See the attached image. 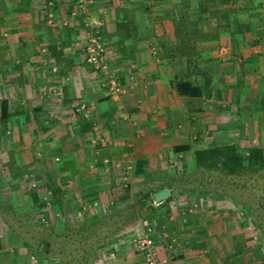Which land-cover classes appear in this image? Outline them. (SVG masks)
<instances>
[{"label":"crops","instance_id":"crops-1","mask_svg":"<svg viewBox=\"0 0 264 264\" xmlns=\"http://www.w3.org/2000/svg\"><path fill=\"white\" fill-rule=\"evenodd\" d=\"M49 1L57 6L53 25L46 18L45 6ZM70 7L73 9L69 0H0V90L3 92L0 99L8 97L11 102L12 94L23 92L27 86L37 90L38 98L32 102L26 104L23 99L15 102L29 107L30 111L35 109L38 121L49 125V131L39 135L41 138L49 137L57 143L66 140L71 145L64 159L68 167L65 178L58 171L54 177L64 199L74 196L71 191L80 186L82 175L85 181L102 175L104 186L118 184L122 188L123 167L129 159L134 166L139 161L146 163L145 174H132L129 192L134 177L149 184L153 176L157 178V174L163 173L165 179H162L166 181L162 184L167 186L172 181L168 172L173 156L184 155L174 153V147L190 145L193 134L203 136L205 128L211 131L219 128L224 118L215 112L217 108L238 106L239 102L244 109L252 103L263 106L264 98L259 99L257 93L245 95L241 86L264 94V58L259 56H264V47L251 46L248 38L236 50L231 39L226 38L220 51L226 47L234 53L228 57V65L230 69L240 66L244 83L235 81L233 73H227L223 76L233 82L230 84L228 80L226 87L215 84L210 98L180 97L171 87V81L175 76L187 74L186 58L162 49L160 43L173 30L169 33L166 20L155 18L156 13H168L169 7L148 11L139 2L111 4L110 0H96L90 15L104 20L100 41L115 77L126 90L123 97L114 100L103 85V76L86 63L82 52L72 47L84 37V31L80 24H73L75 19L70 14H65V9ZM65 17L70 19L67 27L62 22ZM239 84L236 92L239 98L234 102L231 91ZM81 102L95 104L91 117L74 114V108ZM28 110L16 114L22 116ZM40 178L43 182L39 180L32 187L44 186L40 199L46 196L53 199L54 189ZM85 194H81L78 202L85 198L87 201ZM102 194L106 195L100 192L98 201H87L89 208L99 210L105 200ZM170 203L154 201L153 206L163 210L161 216L153 219L157 234L163 230L170 233L167 242L156 243L159 254L170 258L169 264H264V243L256 245L251 241L252 231L244 226L243 221L248 218L243 213L242 216L226 213L222 219L213 218V211L208 210L204 217L194 213L197 207L194 204L179 217L170 210ZM47 212L53 213L51 204ZM142 220L138 221L140 230L135 227L125 235L143 236ZM121 238L114 244L116 251L111 257L102 256L96 264H146L144 256L134 250L133 238L128 242L127 238Z\"/></svg>","mask_w":264,"mask_h":264},{"label":"trees","instance_id":"trees-1","mask_svg":"<svg viewBox=\"0 0 264 264\" xmlns=\"http://www.w3.org/2000/svg\"><path fill=\"white\" fill-rule=\"evenodd\" d=\"M116 1L118 3L139 2V4L147 6L146 10L148 11H151V8H160L163 4L170 5L168 13L158 18L169 20L173 32L171 36L160 43V46L174 56L186 58L187 74L175 76L171 81V87L180 97L210 98L213 86L219 78L215 69L219 62L218 54L221 47L225 45L226 38H230L232 44L235 43L236 50H240L241 45L248 38L251 40V46L264 47V0H110V3L113 4ZM149 4L150 6H148ZM71 11V7L70 10L67 8L65 14L68 15ZM201 22L208 23L207 31L201 29L199 24ZM75 23L79 26L77 20L73 24ZM207 46L212 48L207 50ZM259 56L264 58L262 55ZM241 60L244 61L243 58ZM240 74L242 75V73ZM11 103L12 101L10 102L8 97L3 96L0 99V128H3L1 133H6L12 120L17 125L16 132L19 135L20 144L25 137L24 134L26 131L28 132V124L33 121L38 124L39 128L36 133L29 130L32 141H35L38 134L49 131V125L38 121L35 109L28 110L26 114L18 116L17 112L10 111ZM245 109H250V107L245 106ZM21 117H23L22 123L18 120ZM26 125L27 128H25ZM46 139L41 145L42 148H39V157L34 161L35 169L39 175L58 171L65 178V171L68 167L67 161L64 159L67 157V147L71 148V145L67 144L66 140L61 141L60 144L52 138ZM191 149L190 145H182L174 147L173 150L176 154H188ZM56 158H59L60 161L56 162ZM192 158L196 173L205 177L200 178L201 185H191L190 190L200 188L207 191L208 194V191L219 192L221 187H224L220 180L228 185L232 182L233 184L242 182L244 185L257 178L264 179V146L255 145L242 151H239L233 144L202 148L195 150ZM145 166L146 163L143 161L136 162L135 174L138 176L145 174ZM9 170L13 171L11 167ZM101 177L103 176L98 175L93 180L85 181L82 175L79 187L82 193H86L83 196L87 197L89 203L98 201L100 192L105 193L111 202L110 205L113 206L108 214L102 215L101 218L84 214L83 219L76 218L78 221L75 223L77 224L74 226L68 224L64 228L58 229L57 232L55 226H49L55 217L47 212V202L41 200L37 193L30 192L37 213L41 215L40 218H45L47 223L37 220L35 227L38 232L40 231V236L27 233V231L25 232L27 236H22L19 229H17L18 231L14 230L12 242L13 238L17 236L23 241V248L21 247L22 249L18 250L15 255L17 264H20L21 254L26 249L30 254L28 258L31 255L36 258L34 264H38L40 259L41 262L47 261L50 264H96L100 260V256L111 257V253L116 251L114 244L120 241L118 240L120 237L127 238V242L134 237V235H125V233L128 232L129 226L137 223V212H142L143 208L149 209L145 217L155 219L153 214L151 215L155 212L151 206L155 201L154 194L166 186L161 184L163 186L154 187V189L157 188L156 190L152 188L151 192L141 193L135 197V200H132L127 191L123 192L124 194L121 191L113 192V190H119L118 184L104 186L106 181ZM10 186L16 187L14 182L10 183ZM47 186L54 189L50 182L47 183ZM229 187L226 195L231 196L230 193L235 191L234 185ZM53 192L55 195L53 194V199L49 198V202L56 211L62 210L63 215L69 214L70 210H73L75 215L78 213L80 207L79 198L76 195L64 199L57 188ZM221 192H225V190H221ZM248 206L254 209L252 203H249ZM249 212L253 214L251 209ZM108 248L110 249L108 250ZM1 250L2 245L0 244V252ZM98 251L101 255L98 254ZM21 264H25V261Z\"/></svg>","mask_w":264,"mask_h":264},{"label":"rangeland","instance_id":"rangeland-1","mask_svg":"<svg viewBox=\"0 0 264 264\" xmlns=\"http://www.w3.org/2000/svg\"><path fill=\"white\" fill-rule=\"evenodd\" d=\"M166 7L170 8V5L163 4V6L160 8L166 9ZM161 15L162 14L156 13L155 18L158 19V17ZM165 23L167 24L165 25L167 27L166 30L171 33L172 26L170 21L166 20ZM199 24L201 26V29L206 31L209 29L208 23L201 22ZM206 48L208 50L212 47L207 46ZM233 56L234 53H231V50L226 47L225 49H222V51H220V53L218 54L219 62L217 61L218 66L215 67V69L216 72H218L219 81L216 80L215 84H219V86H221L220 84L222 83V85L226 87L227 84H229L228 80H230L228 77H225L227 73H233L232 78L235 79V81H241L240 66L238 68L230 69L228 65V57ZM231 81L232 80L229 81L230 84ZM242 82L243 81H241V84ZM241 84H239V86L234 85L235 87H233L231 91V94L234 96V102L239 98L237 97L236 92H238L237 90ZM241 89H245L244 92H242L245 95L257 93V97L259 99L264 98V94L258 91V89L251 92L250 90H247L245 88V85L241 86ZM224 90H227V88H224ZM2 93L3 92L0 90V96L2 95ZM226 93L228 92L225 91V94ZM15 94L18 95L16 96ZM12 95L13 97L11 98V101L14 102L13 105L16 104V106L11 107L12 113L17 112L19 114H22L25 112V110H28L29 107H22L15 101L23 99L26 101V104H28L33 101V98H36L38 96V92L37 90L34 91L32 87L27 86L25 87V90L23 92H15ZM225 98L227 97L225 96ZM239 103L238 106L237 104L233 106L229 105L231 106V108L229 106L223 109L217 108L218 112L216 110L215 112L219 114L220 118H224V121L220 124L221 126L213 131L205 128V132L202 133L203 136L198 135L196 132V134H193V136L189 139L190 146L192 148L191 152H188V154H184L182 158L179 156H173V161L171 162L172 168L168 172L172 176V181L170 182L171 184H167L168 187L166 186V188L172 189L174 196L171 195V197H169L166 201L171 202L169 204L170 210H172L173 213L177 214V216L179 214V217L181 216L182 212L187 211L188 208L194 204L197 205V207L194 208V213L198 212L204 217L207 216L206 212L208 210L213 211V218L222 219H224L223 216L224 214L226 215V213H240V215L243 213L244 216L246 215L248 218L244 219V226L248 227L252 231L251 241H253L257 245L259 242L264 243L263 178H257L252 182L246 183L244 185L242 182H234V184L232 182L230 185H228L220 180L224 187H221L219 192L208 191V194L206 193L207 191L200 188H196L193 190L189 189L191 185H201L202 182L200 183V178L205 177L201 176V174H199L198 172L196 173L194 165L195 163L192 162V157L195 150L201 148L222 147L228 144L235 145L239 149V151L255 145L264 146V107L262 108L258 105L253 106L254 104L252 103L253 105L251 104L250 110H247L240 107ZM222 110L225 112H221ZM18 120L22 123L23 118L21 117ZM38 127L39 126L35 121L28 124V132L25 130L26 133L24 134L25 137L23 136L24 138L22 144L19 143V135H17L16 132L17 125L13 123V120L9 123V129L6 130L5 134L1 133L3 131V128H0V244L2 245V254L0 255H4L3 259H0V264H17L15 255L18 250L23 248V241H21L20 237L17 236L16 238H13L15 242H12V235L14 233V230L19 229V232L22 234V236H27V234H25L26 231L27 233L40 236V231L38 232V229L35 227V225L37 224V220H41V215L37 213V210L33 205V199L30 192H34V190H37L35 192H37L38 195H42V193L45 192V188L44 186L43 188L32 187L33 184L41 180L40 177H42V179L46 180V183L50 182L54 189L57 186L54 179L56 174L54 172H48V174H45L43 176L39 175L37 170L35 169L34 161L39 157V148H42L41 145H43L44 141L47 140L45 137L41 138V136H39L40 134L37 135L35 141L31 140L29 130H33L36 133ZM25 128H27V125L25 126ZM194 137L197 138L195 139ZM200 139L203 140L200 141ZM10 167L13 169V171L9 170ZM159 168H161V166ZM164 175L165 174L160 173L157 174V178L153 176L154 180H152V182H150L149 184L147 183V181H145V179H138V177H134L133 184L130 189L131 192H129L128 189L127 194L132 200H135L136 196L140 195L141 193L148 192L152 188L154 189V187H158L164 181H166L162 179L165 177ZM12 182L15 183V188L10 186V183ZM114 185L116 186V184ZM231 185H234L233 188L235 191L234 193H230L231 196H228L226 194H228V191L230 189L229 186ZM118 189L119 190H113V192H125L123 188L118 187ZM221 190H225V192H221ZM71 192L72 195H76V197L79 196L78 198L81 197L82 192L80 191V187L75 188V191L73 190ZM241 197H243L244 199ZM102 199L105 200H103L104 203L99 206L98 211L89 208L88 202L85 201V199L84 201L82 200L81 202H78L80 207L78 213L80 214L77 213V216L75 215L73 210H70L69 214L63 215L64 213L62 214L61 209V211L57 212L53 207V213L51 212L50 214L54 215L55 218L52 219V224H49V226H55L57 228V232L58 229L60 230L68 224L70 226H74L75 224H77L75 222L78 221L76 218L83 219L84 214L86 216L89 214V216L93 215L101 218L102 215L108 214L109 210H111L110 208L113 207L110 205V202H108L107 195L102 194ZM249 203H252L254 205V209L248 206ZM151 206L153 207L154 203ZM155 208L153 207L155 212L151 213V215L153 214V217L161 216V214L163 213L162 208ZM247 208H250L253 211V214L250 213V209L248 210ZM147 210L149 209L143 208L142 212L136 213L137 223L129 226L128 231H131L132 228L135 229V227L140 230V224L138 221L142 216H145V214L148 213ZM229 222H231V219H229ZM10 242H12L13 244ZM98 254L101 255L100 251H98ZM21 255L22 258L20 264L23 261H25V264H34L36 261V258L32 255V257L30 256L28 258V255L30 254L28 253L27 249L26 251L23 250ZM100 257L103 258L102 256ZM38 264L50 263H48L47 261L41 262L40 259Z\"/></svg>","mask_w":264,"mask_h":264},{"label":"built area","instance_id":"built-area-1","mask_svg":"<svg viewBox=\"0 0 264 264\" xmlns=\"http://www.w3.org/2000/svg\"><path fill=\"white\" fill-rule=\"evenodd\" d=\"M96 0H69L73 9L70 13L72 19L79 22L80 28L84 31V37L72 44V47L84 54L86 63L95 71L101 74L104 78L103 85L107 88L110 97L114 100H119L126 94V90L122 83L115 77L111 65L106 58V50L100 41V30L104 26V20L90 15V8L95 4ZM47 23L53 25L57 12V6L53 1L46 4ZM69 18H63V25H69ZM95 110L93 102H81L74 108V114H83L85 117H91ZM95 142V141H94ZM59 161V159H56ZM134 162L127 160L123 167L122 173V188L128 189L132 174L134 173ZM47 202V207H50L49 196L43 198ZM43 223H47L45 218H41ZM141 226L144 231L143 236H135L132 239V246L135 251L144 256L146 264H169L170 258L161 256L158 245L156 243L168 241L170 233L166 230L158 233L157 225L154 220L144 218L141 221ZM158 239V240H157Z\"/></svg>","mask_w":264,"mask_h":264},{"label":"water","instance_id":"water-1","mask_svg":"<svg viewBox=\"0 0 264 264\" xmlns=\"http://www.w3.org/2000/svg\"><path fill=\"white\" fill-rule=\"evenodd\" d=\"M171 190L169 188H164L154 194L155 203H161L167 200L171 196Z\"/></svg>","mask_w":264,"mask_h":264}]
</instances>
